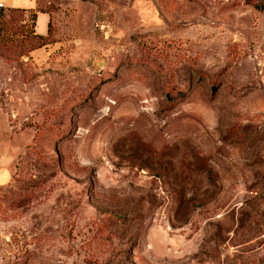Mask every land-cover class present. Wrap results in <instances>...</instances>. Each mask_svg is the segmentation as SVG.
I'll use <instances>...</instances> for the list:
<instances>
[{
  "label": "rangeland",
  "instance_id": "rangeland-1",
  "mask_svg": "<svg viewBox=\"0 0 264 264\" xmlns=\"http://www.w3.org/2000/svg\"><path fill=\"white\" fill-rule=\"evenodd\" d=\"M0 264H264V0L0 8Z\"/></svg>",
  "mask_w": 264,
  "mask_h": 264
},
{
  "label": "crops",
  "instance_id": "crops-1",
  "mask_svg": "<svg viewBox=\"0 0 264 264\" xmlns=\"http://www.w3.org/2000/svg\"><path fill=\"white\" fill-rule=\"evenodd\" d=\"M0 1H2L5 6H21V7L32 8L36 5V0H31L32 1L31 3H27L26 0H0ZM39 14L45 15V21L47 23L48 13L43 10H38L36 15L37 18L39 17L38 16ZM45 30H47V24L46 26H44V28L39 29V31L37 27V32L43 33Z\"/></svg>",
  "mask_w": 264,
  "mask_h": 264
},
{
  "label": "trees",
  "instance_id": "trees-1",
  "mask_svg": "<svg viewBox=\"0 0 264 264\" xmlns=\"http://www.w3.org/2000/svg\"><path fill=\"white\" fill-rule=\"evenodd\" d=\"M4 6H5V5H4ZM4 6H1L0 8H3ZM21 8H23L24 11H29V10H31V8H28V7H21Z\"/></svg>",
  "mask_w": 264,
  "mask_h": 264
},
{
  "label": "built area",
  "instance_id": "built-area-1",
  "mask_svg": "<svg viewBox=\"0 0 264 264\" xmlns=\"http://www.w3.org/2000/svg\"><path fill=\"white\" fill-rule=\"evenodd\" d=\"M1 6H4V4H3V2H2V1H0V7H1Z\"/></svg>",
  "mask_w": 264,
  "mask_h": 264
}]
</instances>
